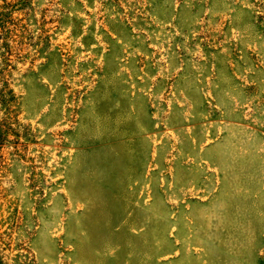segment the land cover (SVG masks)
Listing matches in <instances>:
<instances>
[{
    "label": "rangeland",
    "instance_id": "obj_1",
    "mask_svg": "<svg viewBox=\"0 0 264 264\" xmlns=\"http://www.w3.org/2000/svg\"><path fill=\"white\" fill-rule=\"evenodd\" d=\"M0 264H264V0H0Z\"/></svg>",
    "mask_w": 264,
    "mask_h": 264
}]
</instances>
